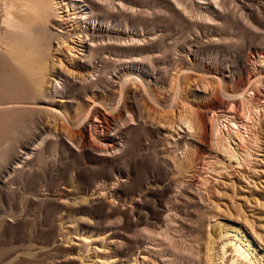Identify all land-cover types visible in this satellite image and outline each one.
<instances>
[{"label": "rangeland", "instance_id": "1", "mask_svg": "<svg viewBox=\"0 0 264 264\" xmlns=\"http://www.w3.org/2000/svg\"><path fill=\"white\" fill-rule=\"evenodd\" d=\"M72 3L116 40L65 79L28 0H0V264H195L210 241V264H264V0Z\"/></svg>", "mask_w": 264, "mask_h": 264}, {"label": "bare ground", "instance_id": "2", "mask_svg": "<svg viewBox=\"0 0 264 264\" xmlns=\"http://www.w3.org/2000/svg\"><path fill=\"white\" fill-rule=\"evenodd\" d=\"M73 1H78V0H70L69 2H67V0H28L29 7L32 8L33 13L35 14V16L33 17L34 19L33 23L35 22L34 24H36L35 32L39 31L41 32L39 34H42V33L44 34V36H42L41 41H40L41 44L44 46L50 45V42L53 40L55 41L56 46L54 50L52 51L53 53L52 54L53 55L52 67L55 70V74L57 76L64 77L65 79L69 77H72V78L75 77L74 76L75 72L73 71L65 72L64 70H62L60 66H62L64 62H69L70 63L69 65L77 66L76 63H78V61L81 60V58L78 56L81 54H78V52L83 51L84 50L83 48H88L91 54L89 56L91 57L88 60L89 62L88 65H85V66L90 67V65L95 62L98 55H100L104 51H110V49L113 48V47H106V46L108 42L109 44H111L112 40L115 39L110 34H109L110 36L106 35L107 33L105 34L106 35L105 37L98 35L97 34L99 32L98 29H93V32L89 34L88 28L90 27L87 28L86 26L85 27L81 26L80 22L76 19V16H74V13H72L73 11L72 2ZM13 26L16 27L17 29H21V27L19 26V24H17V22L16 23L14 22ZM17 34H18L17 38L22 39L25 42L26 35L24 36V33L22 34L20 30H19V33ZM39 34L37 35L39 36ZM103 40L106 41L107 43L106 44L105 42L103 43ZM87 41L90 42L89 45L87 44ZM104 45L106 46L103 47ZM78 47L82 48L83 50L82 49L79 50ZM47 58H48L47 54L42 53L41 55L42 62L46 61ZM14 59L16 61L18 60V62L20 60L22 61L18 65L15 82H20V84L22 85H25L28 83H33L36 85L38 82L36 80V77H37L36 68H39V70L43 68V67L36 66L35 60L37 59V56H35L34 54L33 55L26 54L23 48L22 49L20 48L18 55L14 56ZM247 79L249 80L250 78H247ZM10 85L11 83L8 81H4L2 83L3 89H6V90H11ZM50 86H51V81L45 80V79H43L41 83L37 85V87L42 91H46L47 88H50ZM245 89L246 88H242V87L240 88V96L246 92ZM97 114L100 115L101 117H104L102 112H98ZM200 121H201L200 125H201L203 133L206 134L208 132H212L213 130H215L213 129V126L205 120L204 117H200ZM79 137H80L79 143L80 145H82L83 141L85 140V136L80 135ZM106 141L112 143L111 138H107ZM107 146L113 147V144L112 146L111 144H107L105 147L100 148L99 151L105 152L107 150L106 149ZM74 234H76L75 236L76 245L75 246L77 247L78 250L84 249L88 245L87 239L89 238H87L85 234L77 232L76 230L74 231ZM211 243H212L211 241L208 242L207 244L205 243L206 246L204 247V250H205L204 258L203 259L201 258L195 264H204V263L210 264L211 255H209L208 252L212 248V246L210 245H213L214 242L212 244ZM233 251L237 254L236 256H239L241 259H245V255H243L244 252L242 253V250H240V247L234 246ZM225 252H226L225 250L222 251V256Z\"/></svg>", "mask_w": 264, "mask_h": 264}]
</instances>
